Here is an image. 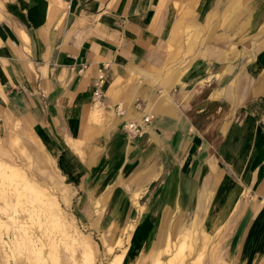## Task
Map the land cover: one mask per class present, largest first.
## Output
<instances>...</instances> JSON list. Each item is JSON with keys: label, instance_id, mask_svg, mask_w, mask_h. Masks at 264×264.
Returning <instances> with one entry per match:
<instances>
[{"label": "crops", "instance_id": "1", "mask_svg": "<svg viewBox=\"0 0 264 264\" xmlns=\"http://www.w3.org/2000/svg\"><path fill=\"white\" fill-rule=\"evenodd\" d=\"M237 1L188 7L200 45L176 67L166 48L179 50L180 34L176 23L164 34V0H0V129L18 120L47 145L57 173L98 212L91 224L113 217L104 234L135 223L124 264H149L194 217L212 231L211 257L223 224L238 264H264V47L251 50L264 35V4L236 10ZM235 14L248 18L225 45ZM146 113L143 133L127 136L125 122Z\"/></svg>", "mask_w": 264, "mask_h": 264}, {"label": "rangeland", "instance_id": "2", "mask_svg": "<svg viewBox=\"0 0 264 264\" xmlns=\"http://www.w3.org/2000/svg\"><path fill=\"white\" fill-rule=\"evenodd\" d=\"M193 2L194 5L198 6L199 0H164V4H162L164 8H167L164 11L167 17V25L162 26L164 34H170V29L175 23V28L180 34L179 50L175 48V42H169L166 48L167 50L170 49V51L173 50L172 54L168 52V56H170V63H174L175 66L182 61H184V64L188 63L193 57L196 48L200 45L198 38L195 35H191L200 24L187 15V9ZM248 2L249 0H241L240 2L232 3V6L238 10ZM261 4H264V0H259L256 5L260 6ZM235 16L236 14L232 15L231 23H229V20H226L224 24L225 28L229 27V31H226L224 37L225 45L228 42L231 43L232 40L235 43L237 42L234 32L248 18V16H245L240 22L239 19L234 20ZM199 21L202 22V20ZM216 28L223 30V26H217ZM189 36L190 42H187ZM252 41L251 50L253 53L264 47V35L260 34L253 37ZM239 47L241 48V46ZM236 58H234L233 64H235ZM251 58L248 57V61H251ZM210 78L208 80H211ZM215 93L219 97L222 90H217ZM49 155L54 156L49 151L47 145L34 137L30 130L22 127L18 120L8 121L6 131L5 129H0V162L13 164L19 171V174L16 176L0 173V218L2 219H0V264H71L72 261L70 263L67 261H69L72 250L74 249V255H77L79 252L77 244L68 239L62 232L61 227L48 217L47 208L41 202L45 192H50V194L56 196L59 199V206L65 214L72 215L82 234L89 235L93 240L97 247L96 264H108L111 255L106 252L103 239L105 238L106 242L111 239L112 235L104 234V232L107 230L113 217H105L104 222L103 219L101 221L100 217L95 224H91L90 220L95 218L98 213L95 211V207L82 197L80 200L79 193H77L78 189L76 190L73 186L65 183L67 180L57 173L49 159ZM27 179L31 180L37 188H42V190L40 192L32 191L30 187L25 185V180ZM22 184L23 186L21 187ZM98 196L102 198L103 195L100 194ZM63 198H67L68 201ZM80 204L82 205V210L80 209ZM109 204L110 202L103 208V210H106V213L110 212ZM87 210L90 212L89 215H86ZM165 218L166 215L158 232L165 228L167 223V219L165 221ZM130 219L127 218L126 221L128 222ZM210 223L211 221L205 225L208 226ZM133 224L135 226V223ZM68 229L70 231L69 226ZM225 229V225L221 224L219 226L218 233L214 237L213 242L215 245L214 254L211 257L209 251L207 253V249L208 242L213 236L212 231L208 228L200 230L195 226L194 231L197 239L194 247L196 246L198 251L203 252L201 264H238V257L235 251L227 248L228 234L225 232ZM21 234L24 237L20 238ZM28 235L30 236L27 237ZM121 236L125 240L126 229H124V234ZM116 238L118 237H114L109 241V245L114 246V251L120 252L122 247L125 248L128 244L124 241L121 246L116 245L114 243ZM22 239H26V243ZM28 242L30 245L27 244ZM151 243L152 241L145 243L147 250L150 248ZM184 249L187 250L188 248L185 247ZM72 264H75V262Z\"/></svg>", "mask_w": 264, "mask_h": 264}, {"label": "bare ground", "instance_id": "3", "mask_svg": "<svg viewBox=\"0 0 264 264\" xmlns=\"http://www.w3.org/2000/svg\"><path fill=\"white\" fill-rule=\"evenodd\" d=\"M215 4H217V3H215ZM117 93H119V92H117ZM94 113L96 114V116H99L103 112L101 111V108H100V109H96ZM93 120H95V119H93ZM0 173H3V174L8 175V176H16V175L19 174V171H18V168L16 166H14L13 164H8V163L5 164L3 162H0ZM25 181H26V184L25 185H27L28 187H30L32 191L40 192L42 190V188L40 189V188H37L36 186H34V184H33V182L31 180L27 179ZM22 186H23V184L21 185V187ZM28 187H26V188L28 189ZM15 193H16V191H15ZM30 194H28V195L30 196ZM35 195H36V193H35ZM41 202L43 203V205H45L44 207L47 208L48 217L50 218V220L55 221L57 223V225L61 227L62 232L67 236V238L70 239L72 242L76 243L77 246H78V248H79V252L77 253V255H74V252H73L74 249L72 250V253H71V256L69 258V261H67V262L70 263L72 261V263L75 262V264H96L95 256H96V252H97V247H96L95 243L93 242V240L90 238L89 235L82 234V232L79 229V227L77 226L74 218L72 216L66 215L65 212L60 208L58 198H56V196H53L52 194H50V192H45L44 193V198L41 200ZM13 217H11V219H13ZM15 221H16V219H15ZM196 222H197V217H194L191 220V222H190L191 224L190 225L183 224L176 233H169L166 236V238H165L164 242L162 243V245L157 246L155 248V250L151 252V254L149 253L150 254L149 264H201V259H202V256H203V252L202 251H198L196 249V246L194 247V245L196 244V239H197V237L195 236V231H194L195 230V226H197ZM209 222H210V218H208L207 221H205V224H209ZM68 226L70 228V231L68 229ZM124 229H126V237H125V240H124V238L122 236L116 238V240L114 242L116 245H120L121 246L122 245V242L124 243V241H126L127 244L131 242V239L132 238H130V237L133 236L134 231H135L134 224L133 223H129L128 226L124 227ZM166 234H167V232H166ZM14 236H16V235L14 234ZM29 236L30 235H28L27 237H29ZM22 237H24V236H22V234H21V237L20 238H22ZM103 238H104V236H103ZM113 238L111 236V239L108 240L107 242H106V239L105 238L103 239V242L105 243V247H106V252H108L111 255L110 258H109V260H108V264H124L125 261H126L125 258H126V253H127L126 252L127 246L125 248L122 247V249H121L120 252L114 251V246L109 245V241H111ZM68 239H67V241H68ZM25 240H23V241L25 242ZM31 242H33V241H31ZM27 244H29V242ZM134 246H135V244H134ZM185 247L188 248V249L187 250L184 249ZM132 250H134V249H132ZM123 257H125V258L123 259Z\"/></svg>", "mask_w": 264, "mask_h": 264}, {"label": "built area", "instance_id": "4", "mask_svg": "<svg viewBox=\"0 0 264 264\" xmlns=\"http://www.w3.org/2000/svg\"><path fill=\"white\" fill-rule=\"evenodd\" d=\"M66 5H69L70 0H63ZM104 81V73L102 69H100V73L97 77L95 89H94V96L96 98L95 101H97L101 95V90L99 87L102 85ZM133 106L135 109L140 110L143 108V104L139 98H136L133 102ZM116 109L118 112H123V106L121 104H118L116 106ZM151 114L146 113L143 115V117L140 120H130L125 122L124 124V131L127 136L129 137H135L139 136L143 133L144 126L150 121Z\"/></svg>", "mask_w": 264, "mask_h": 264}]
</instances>
